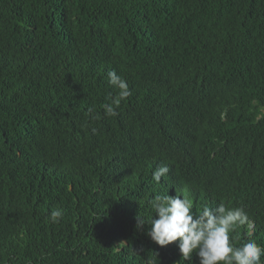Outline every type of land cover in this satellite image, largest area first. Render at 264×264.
Returning <instances> with one entry per match:
<instances>
[{"label": "trees", "instance_id": "trees-1", "mask_svg": "<svg viewBox=\"0 0 264 264\" xmlns=\"http://www.w3.org/2000/svg\"><path fill=\"white\" fill-rule=\"evenodd\" d=\"M177 192L264 246V0H0V264H199L147 235Z\"/></svg>", "mask_w": 264, "mask_h": 264}, {"label": "clouds", "instance_id": "clouds-1", "mask_svg": "<svg viewBox=\"0 0 264 264\" xmlns=\"http://www.w3.org/2000/svg\"><path fill=\"white\" fill-rule=\"evenodd\" d=\"M107 77L109 85L117 92L115 96L109 94L102 108L105 115L113 117L118 115L117 109L131 91L127 81L116 71H109ZM169 171L167 165H162L153 172V179L159 183ZM149 204L155 215L147 221L150 224L147 235L161 247L178 242L184 261L192 260L195 253L199 264H264V246L253 240L239 246L233 242L240 235L249 236L255 229V222L243 206L226 207L221 202L215 208L204 205L194 214L193 201L178 192L176 196L156 195ZM62 217V210L56 209L48 219L59 223ZM137 220V229H142L144 219L138 217Z\"/></svg>", "mask_w": 264, "mask_h": 264}]
</instances>
